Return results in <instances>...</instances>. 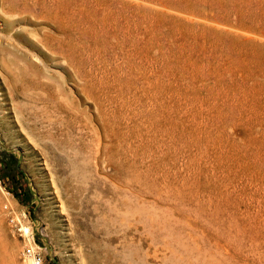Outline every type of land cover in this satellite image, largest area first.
Listing matches in <instances>:
<instances>
[{"label":"rangeland","instance_id":"374dc122","mask_svg":"<svg viewBox=\"0 0 264 264\" xmlns=\"http://www.w3.org/2000/svg\"><path fill=\"white\" fill-rule=\"evenodd\" d=\"M9 210L44 264H264V0H0V264H32Z\"/></svg>","mask_w":264,"mask_h":264},{"label":"built area","instance_id":"2783aa9c","mask_svg":"<svg viewBox=\"0 0 264 264\" xmlns=\"http://www.w3.org/2000/svg\"><path fill=\"white\" fill-rule=\"evenodd\" d=\"M5 209L8 210V205H5ZM9 222L14 225L19 234L25 238H27V243L25 245L23 255L26 259L30 260L32 264H44L43 256L36 249L35 240L32 236L31 227L25 224V220L23 217L20 219L13 210H9ZM23 219V221H22Z\"/></svg>","mask_w":264,"mask_h":264}]
</instances>
